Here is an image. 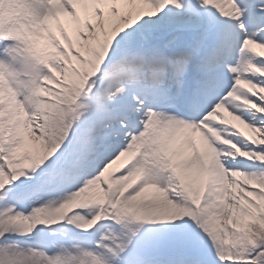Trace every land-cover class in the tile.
<instances>
[{"label":"snow or ice","instance_id":"6c2138e0","mask_svg":"<svg viewBox=\"0 0 264 264\" xmlns=\"http://www.w3.org/2000/svg\"><path fill=\"white\" fill-rule=\"evenodd\" d=\"M0 264H264V0H0Z\"/></svg>","mask_w":264,"mask_h":264}]
</instances>
